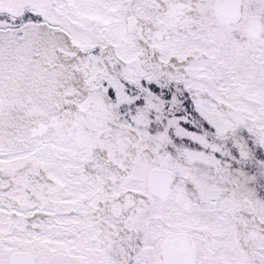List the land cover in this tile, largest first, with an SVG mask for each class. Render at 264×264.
Instances as JSON below:
<instances>
[{
	"label": "snow or ice",
	"instance_id": "6c2138e0",
	"mask_svg": "<svg viewBox=\"0 0 264 264\" xmlns=\"http://www.w3.org/2000/svg\"><path fill=\"white\" fill-rule=\"evenodd\" d=\"M0 264H264V0H0Z\"/></svg>",
	"mask_w": 264,
	"mask_h": 264
}]
</instances>
